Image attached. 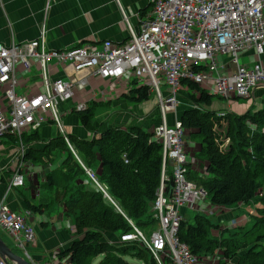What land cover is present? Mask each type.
I'll return each instance as SVG.
<instances>
[{
	"label": "built area",
	"instance_id": "1",
	"mask_svg": "<svg viewBox=\"0 0 264 264\" xmlns=\"http://www.w3.org/2000/svg\"><path fill=\"white\" fill-rule=\"evenodd\" d=\"M150 5L151 12L141 20L138 31L128 26L129 38L123 44L105 41L99 48L83 45L48 52L44 32L39 40L27 44H0V89L7 101L6 108H0V139L14 136L20 142L18 166L6 195L25 184L24 134L52 122L80 162L67 137L60 106L70 102L75 92L86 90L92 79L120 82L125 87L135 80L156 95L162 119L153 133V140L161 144L163 151L162 179L152 206L157 228L145 234L127 219L132 231L122 234L116 242H108L112 245L138 243L158 264H164L165 258L174 264H200L201 260L179 237L182 210L186 205L191 210L199 209L207 198V192L188 179L186 130L177 115L182 105L180 94L185 90L183 82L193 83L211 96L226 100H248L256 89H264V0H150ZM245 56L253 59L251 64L243 63ZM51 61L69 68L74 77L53 80ZM33 63L41 71L43 90L31 97L18 95V69L21 67L29 73ZM187 107L197 108L193 103ZM86 110L87 104L80 103L71 112ZM171 114L175 117L172 126L168 123ZM225 116L217 113L221 119ZM84 169L98 190L117 208L94 175ZM171 182L170 188L167 183ZM5 196L0 202V229L9 235L24 258L31 264L60 262L58 254L44 262L31 257L30 248L36 244L34 228L27 223L31 212L24 215L11 211ZM207 260L212 261L211 257ZM217 263L215 258L213 264ZM0 264L10 263L0 257Z\"/></svg>",
	"mask_w": 264,
	"mask_h": 264
},
{
	"label": "trees",
	"instance_id": "2",
	"mask_svg": "<svg viewBox=\"0 0 264 264\" xmlns=\"http://www.w3.org/2000/svg\"><path fill=\"white\" fill-rule=\"evenodd\" d=\"M131 85L125 95L127 99L137 103L150 100L152 93L148 86H140L135 80ZM183 85L188 92L187 102L197 108L185 107L180 121L190 140L200 142L196 157L206 163L204 175L190 171L188 179L203 188L215 206L248 205L258 197L261 207L252 216L249 230L231 233L228 238L227 230L221 232L220 239L212 237V232L220 231V227L203 214L183 217L180 240L200 260L221 250L222 259L236 260L234 264H264V108L244 115L227 113L224 126L217 112L203 109L204 105L212 104V96L193 83L183 82ZM77 115L86 130L95 132L91 109ZM38 134V131L24 134L22 141L29 143ZM67 137L81 163L61 134L42 149H30L25 156L26 162L35 164L44 158L52 161L58 151L67 153L48 177L55 200L65 205L74 222L76 236L64 252L58 253V259L68 264H92L102 257L99 264H132L125 260L129 257L138 264H158L138 243L112 245L104 238L118 240L122 234L131 232L127 219L145 234L157 228L152 206L162 179L161 144L153 140V133L139 127L107 129L99 138L90 140L69 134ZM225 140H229L226 146ZM84 168L94 175L117 208L94 186ZM80 181L85 183L78 184ZM26 203L31 211L36 210L34 205ZM10 248L21 256L16 247ZM222 259L218 264H222ZM164 264L174 263L165 258Z\"/></svg>",
	"mask_w": 264,
	"mask_h": 264
},
{
	"label": "crops",
	"instance_id": "3",
	"mask_svg": "<svg viewBox=\"0 0 264 264\" xmlns=\"http://www.w3.org/2000/svg\"><path fill=\"white\" fill-rule=\"evenodd\" d=\"M150 12V0H0V44H27L39 40L42 32L48 52L72 50L83 45L99 48L105 41L123 44L129 38L128 26L138 31L141 20ZM262 59L264 61V58ZM252 60L249 56L243 58L247 64H251ZM32 68L37 69V72L30 76V79L27 77L31 71L25 73L21 67L18 69V95L31 97L43 90L41 71L36 63H33ZM49 69L53 80H69L74 77L69 68L58 65L55 61L49 63ZM129 88L130 85L125 87V84L120 82L92 79L86 90L75 92L73 99L59 108L62 119L66 120V133L87 140L99 138L107 129L139 127L145 132L154 133L162 120L156 95L152 102L149 100L132 104L125 97ZM248 100L250 105L247 107H234L225 103L219 111L244 115L250 107L248 111L257 112L264 108V89H256ZM80 103L87 104L88 109L93 105L102 104L112 105L111 108L115 109L112 115H107L99 109V119L93 121L95 132H91L86 130L79 118L71 112ZM186 103L189 105L191 102ZM187 105L179 106V119ZM6 106L7 101L0 89V108L5 109ZM174 118L173 114L168 116L170 126L174 124ZM38 133L35 140L23 142L27 153L30 149L44 148L49 141L60 136L57 126L52 122L43 125ZM187 136L189 137L188 133ZM194 143L187 141L185 147L190 161L188 170L202 176L206 163L201 165V161L196 157L199 147L194 146ZM19 150L20 142L16 137L6 136L0 139V202L6 195L9 181L18 166ZM58 154H61L60 162L67 156L66 152H56L52 164ZM60 162L54 164L48 172L41 168L43 161L37 164L26 162L27 168L23 171L24 190L13 189L5 196V203L11 211L24 215L31 212V215L27 216V223L34 228L36 244L29 252L37 262L51 261L54 254L64 252L76 239L74 231L67 227L73 220L65 214V205L55 200L54 189L48 180L50 174H54L60 166ZM26 202L34 205L36 210L31 211ZM191 216L192 213L186 209L182 210V217L192 218ZM0 236L9 247H15L12 239L2 229ZM20 253L21 257H24V254ZM54 264L68 263L61 260Z\"/></svg>",
	"mask_w": 264,
	"mask_h": 264
},
{
	"label": "rangeland",
	"instance_id": "4",
	"mask_svg": "<svg viewBox=\"0 0 264 264\" xmlns=\"http://www.w3.org/2000/svg\"><path fill=\"white\" fill-rule=\"evenodd\" d=\"M243 62H244V64H247L246 61H243ZM30 71H31V73H29V75L27 77L28 79H30V76L34 75L37 72V69H33L32 68ZM27 78H25V79H27ZM187 93H188L187 91H182L181 94H180V103L182 105H187V103H186V101H187ZM207 93L210 95L209 92H207ZM154 98H155V94H151V97H150L151 102L154 100ZM133 102L134 101L130 100V103L133 104ZM225 103H229L230 105H232L234 107H247V106L250 105V100H247V99H235V98H232L231 100H226L224 98L221 99V98L212 96V104L210 106L204 105L203 107L207 108V110H209V111H214V112H217V113H225L227 115L228 112L219 111V109L223 108L222 106ZM111 106L112 105L109 106L108 104H102V105H99V106H94V105L91 106V110L93 111L92 121L95 122V121H97L99 119V115H100L99 109H101L107 115H112V111H114L113 109H115V108L114 107L111 108ZM249 109H250V107H249ZM248 110H247V112H248ZM74 116L79 117L77 115V113H74ZM225 118H226V116L222 119V121H223L222 124L224 126H226V123L224 121ZM78 120L80 121V118ZM62 122H63V124H65L66 120L62 119ZM187 141H189L190 143H194V141H191L190 138L187 136V132H186V143H185V145L187 144ZM225 141H226V143H225V146H226L228 144L229 140H225ZM194 146H198L199 150H200V142L198 140L195 141ZM225 146H223L222 149H224ZM60 156H61V154H58L56 156V158L54 159L53 164L51 163L53 161V159H52V161L46 162V160L44 158L42 160L44 163L41 165L42 166L41 168L46 170L47 172L51 171L52 168L54 167L53 165L54 164L57 165L60 162V160H61ZM32 164H34V163H32ZM44 165H46V166L44 167ZM201 165H205V162L201 161ZM38 166H40V165H38ZM46 167H48V168L46 169ZM204 171H205V169H204ZM80 183L84 184L85 182H81V181L78 182V184H80ZM87 187L89 188V185H87ZM26 189H27V187H26ZM21 190H24V189L22 188ZM262 194L264 196V192ZM204 202H205L204 204L200 205L199 209H197V208L195 209V207H194V210H191L192 208L189 205H186L184 209H186L187 211L192 213L191 217H194V215L200 213V214H203L206 217L212 219L214 222H216L219 225V227H220V231L214 230L212 232L211 236L214 237V238H217V239L221 238L220 237L221 232L225 231V230H227L229 232V234H226V236H225L226 238H228V236L231 233L243 231L242 229L249 230L252 227V224H253L251 222V220L253 219L252 216H255L256 215V209L261 207V202L258 200V197H256L253 201H251L248 205L242 204V205L234 206V207H231V208L230 207L224 208V207L215 206V205L211 204V202H210V200L208 198H206V200ZM65 214L67 215L68 218H70L72 220V218L70 217V214L68 213L66 207H65ZM71 223H69L67 227L70 230L74 231V222L71 221ZM107 237L108 236H105L104 239L108 242L109 239ZM113 241L116 242L117 240H113ZM215 258L216 259L218 258V263H219V261L222 259V251L221 250H218L214 256H211V260L212 261L207 260V257H206V258H203L201 260L200 264H213V260ZM101 260H102V257H98L92 262V264H99L101 262ZM125 260L128 263L138 264L137 261H134V260H132L129 257L125 258ZM235 261L234 260L233 261H231V260L228 261L225 258H223L221 262H222V264H234Z\"/></svg>",
	"mask_w": 264,
	"mask_h": 264
},
{
	"label": "water",
	"instance_id": "5",
	"mask_svg": "<svg viewBox=\"0 0 264 264\" xmlns=\"http://www.w3.org/2000/svg\"><path fill=\"white\" fill-rule=\"evenodd\" d=\"M173 182L170 183V188ZM0 257L10 264H31L27 259L15 254L0 236Z\"/></svg>",
	"mask_w": 264,
	"mask_h": 264
},
{
	"label": "bare ground",
	"instance_id": "6",
	"mask_svg": "<svg viewBox=\"0 0 264 264\" xmlns=\"http://www.w3.org/2000/svg\"><path fill=\"white\" fill-rule=\"evenodd\" d=\"M253 214V213H252Z\"/></svg>",
	"mask_w": 264,
	"mask_h": 264
}]
</instances>
